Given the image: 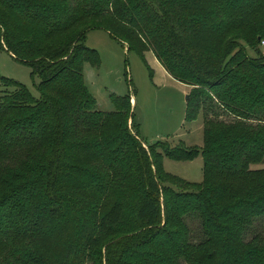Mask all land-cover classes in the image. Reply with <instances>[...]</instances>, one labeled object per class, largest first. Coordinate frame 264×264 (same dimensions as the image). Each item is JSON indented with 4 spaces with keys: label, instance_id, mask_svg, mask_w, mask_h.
Segmentation results:
<instances>
[{
    "label": "trees",
    "instance_id": "16d2710c",
    "mask_svg": "<svg viewBox=\"0 0 264 264\" xmlns=\"http://www.w3.org/2000/svg\"><path fill=\"white\" fill-rule=\"evenodd\" d=\"M97 29L192 87L202 147L145 144L131 96L98 109ZM263 43L264 0H0V47L40 78L0 77V264H264ZM199 156L201 183L164 170Z\"/></svg>",
    "mask_w": 264,
    "mask_h": 264
},
{
    "label": "rangeland",
    "instance_id": "374dc122",
    "mask_svg": "<svg viewBox=\"0 0 264 264\" xmlns=\"http://www.w3.org/2000/svg\"><path fill=\"white\" fill-rule=\"evenodd\" d=\"M86 45L95 49L101 59L99 67L87 64L84 70L85 84L97 100L99 110H115L112 95L131 96L134 117L133 121H129V128L139 125L140 136L145 144L163 141L171 147L186 150L203 146L204 116L199 115L194 122L185 121L192 87L165 76L152 52L146 53V65L135 52L129 51L126 45L101 29L87 34ZM248 52L251 57L254 56L250 49ZM0 77L20 82L34 97H39L37 86L40 78L33 77L28 66L15 60L1 47ZM163 167L167 173L191 183H201L204 178L201 156L191 162L164 158ZM252 168L264 169V162ZM164 183L177 192L187 191L183 184L174 180L166 179ZM186 224L192 240L199 242L202 236L200 221L190 216L186 218ZM252 232L264 238V218L257 221Z\"/></svg>",
    "mask_w": 264,
    "mask_h": 264
},
{
    "label": "crops",
    "instance_id": "0c3cea01",
    "mask_svg": "<svg viewBox=\"0 0 264 264\" xmlns=\"http://www.w3.org/2000/svg\"><path fill=\"white\" fill-rule=\"evenodd\" d=\"M86 44H87V41H86ZM157 60V59H156ZM157 63H158V65H159V67H160V70H162V72L163 73H165V76H168L169 78H173L165 69H164V67L160 64V62L157 60ZM161 72V73H162ZM174 79V78H173ZM183 84V83H182ZM185 85V84H184ZM190 87V86H189ZM134 104H135V102H134ZM136 105V104H135ZM191 162V161H190Z\"/></svg>",
    "mask_w": 264,
    "mask_h": 264
},
{
    "label": "built area",
    "instance_id": "2783aa9c",
    "mask_svg": "<svg viewBox=\"0 0 264 264\" xmlns=\"http://www.w3.org/2000/svg\"><path fill=\"white\" fill-rule=\"evenodd\" d=\"M263 45H264V43H263Z\"/></svg>",
    "mask_w": 264,
    "mask_h": 264
}]
</instances>
